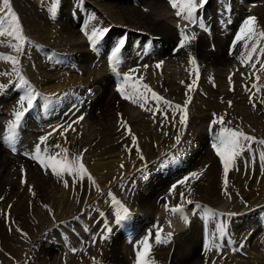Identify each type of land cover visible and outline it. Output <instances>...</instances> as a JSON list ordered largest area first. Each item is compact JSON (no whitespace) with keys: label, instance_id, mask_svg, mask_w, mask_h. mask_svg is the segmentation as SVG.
Returning <instances> with one entry per match:
<instances>
[{"label":"bare ground","instance_id":"6f19581e","mask_svg":"<svg viewBox=\"0 0 264 264\" xmlns=\"http://www.w3.org/2000/svg\"><path fill=\"white\" fill-rule=\"evenodd\" d=\"M10 2L22 24L23 35L30 41L18 57L19 68L40 93L34 107L14 131L37 136L38 142L52 133L44 144L39 143L42 151L46 148L48 154L60 153L58 159L62 158L64 154L55 147L59 144L70 154L82 153V162L95 185L86 176L75 182L67 174L58 179L51 168L45 170L31 158L35 151L32 153L30 146L24 147L28 143L21 144L22 153L15 156L18 148L14 147V137L7 138L4 131L0 135V264H15V260L16 264H126L128 256L133 255L135 260L141 241L149 234L151 264H212L213 261L264 264V242L260 240L264 233V161L260 159L264 145L253 142L251 148H246L248 154L254 151L246 166L242 157L236 159L228 174L229 195H225L223 165L213 144L210 147L206 139V134L211 138L215 135L212 140L215 143L220 132V125L210 126L215 113L224 115L225 127L243 130L257 141L264 140V104L260 102L264 100V72L259 71L261 63H256V69L250 67L257 60L264 62V54L259 52L264 39L258 35L264 31V0H207L195 13V23L176 20V10L168 0ZM224 14L229 15L233 25L221 21ZM249 16L257 17L256 34L252 40L236 41L233 48L237 28ZM200 23L207 29L205 34L198 33L200 36L187 49L172 50L171 43L177 48L179 41L172 25L178 31L184 28L186 34L196 35L197 29L189 28L197 24L198 29L205 30ZM92 28L108 29L95 49L82 32ZM121 38L126 40L124 52L113 70L110 53ZM9 43L15 41L0 37V54L15 56ZM253 43L257 44V52L252 61L242 64L241 53L246 59ZM145 46L154 52L147 56L142 50ZM189 51L196 58L200 82L190 93L186 128L174 124L172 109L162 103L157 105L150 93H146V107L161 109L155 112V117L153 111H145L139 104L123 99L117 91L124 83V76L137 69L125 91L131 92L133 85L142 90V85L148 84L172 104L183 105L187 98L185 85L196 78V69L189 63ZM158 63L160 68L156 67ZM5 72H12V64L0 59V73ZM141 76L143 80H138ZM16 80L14 75H0V85L6 86L0 91V115L3 120L7 117L10 124L25 91ZM110 80L119 95L112 91ZM253 83L260 88L259 92L251 87ZM252 93H256L255 109L249 103ZM228 101L232 102L231 107ZM76 109H80L79 113ZM81 115L83 121L72 124ZM122 119L136 136L143 160L137 155L131 136L121 126ZM175 120H179V113L175 114ZM69 124L76 130L69 129L61 135V126ZM177 134L181 136L180 144L176 143ZM186 150L190 157H180L179 153ZM197 171L202 175L194 180L191 174ZM156 174L163 180L153 179ZM185 177L189 179L180 184ZM64 180L68 181V187L64 186ZM149 180L159 181V190L150 186ZM189 188L192 194L187 197ZM181 192L217 215H206L194 205L185 204L184 215L189 221L185 224L179 214L167 210L180 204ZM113 197L130 210L123 221L118 222L117 214L113 213L115 208L119 211ZM98 212L107 223L98 217ZM229 213L236 215L229 218ZM140 214L155 220L148 222ZM203 221L208 223L209 230ZM221 223L227 225L226 240L218 231ZM154 225L160 227L154 230ZM71 226H78L82 236L77 242L71 241L65 250L63 245H57L55 234L58 230L69 231ZM31 230L35 235L26 252H6L10 245L24 250L21 237L16 235ZM158 230L162 239L171 232V242L156 244ZM204 230L207 243L203 240ZM133 234L135 237L131 239ZM121 236L129 247L124 246ZM205 243L211 250L205 252Z\"/></svg>","mask_w":264,"mask_h":264},{"label":"snow or ice","instance_id":"6c2138e0","mask_svg":"<svg viewBox=\"0 0 264 264\" xmlns=\"http://www.w3.org/2000/svg\"><path fill=\"white\" fill-rule=\"evenodd\" d=\"M169 4L172 6L173 9L176 10V16L178 18H181L183 20H186L190 23L196 22V16L195 13L198 9H201L204 7V5L207 3V0H168ZM256 24H257V17L255 16H249L244 21L243 24L239 30V32L236 35V39L233 41V48H235L236 41H240L242 39L247 38V40H252L254 38V35L256 34ZM202 29H205V26L203 23H200L199 25ZM207 30V29H205ZM83 34L87 37L88 42L90 46L95 49L97 44L104 38L105 34L108 32L107 28H92L90 31L87 29H82ZM259 37L264 39V31H261L258 33ZM180 36L181 40L177 46L176 49H174L175 52H179L181 49H187L192 41L196 39L195 34L188 35L186 34V30L184 28L180 29ZM0 37H10L12 40L15 41V43H9V47H11L16 55H3L0 54V59H3L7 62H10L12 64V72L8 73H0V75L4 76H15L17 78L16 83L18 86L24 88V95L20 97L18 103H19V109L15 113V118L13 123L11 124V128L13 131L19 126L22 118L25 116V114L31 110L34 107V102L36 99L40 96V93H38L29 83V81L22 75L19 64V55L23 52L24 45L27 43H30V41L27 40V38L23 35V28L22 24L20 23L19 17L17 13L13 10L10 0H2V3H0ZM126 43L125 38H121L116 45L113 47L110 53V63L113 65V70H115V66L120 63V54L121 50L124 48ZM245 49L248 48L247 42L244 44ZM257 52V44L253 43L251 45V50L247 52V57L245 59L244 53H241V63L242 64H248V62L252 61L253 54ZM259 52L264 54V47L259 49ZM189 56V63L196 69V78L193 79L191 84H186L185 87L187 89L186 100L183 105L180 104H172L171 101L164 99L162 96H160L158 93L153 91L148 84L142 85V90L139 88H136L135 85L132 86V91L127 92L125 91V86L128 84L129 81L133 79V73L137 72V69H131L128 74L124 76V83L121 84L120 87L117 88V91L120 92L123 99L130 101L131 103L139 104L141 108H143L145 111H153V116L155 117V112L160 111L161 109L157 106L155 109H152L150 107H146L148 103V96L146 93L151 94V100L155 101L157 105H160L161 103L166 106L167 108H171L174 114L173 117V123L178 124L182 128L187 127L188 122V106L192 101V96L190 93L194 90V86L196 85V81L199 78V71H198V65L196 58L192 56V53L188 52ZM256 63H261V67L259 71L264 72V62H261L257 60L255 63H251L250 67L253 69H256ZM157 68L161 67V64L156 65ZM138 80H143V77H139ZM256 80L259 81L260 77L257 76ZM232 78L229 77V83H231ZM11 82V81H10ZM183 84L184 82L181 81ZM6 86L0 85V91H2ZM253 89H256V92L260 91V88L257 86L256 83H253L251 86ZM250 91V89H249ZM256 93H252V95L249 96V103L252 105L253 109L256 108V103L253 101V96H255ZM262 104H264V100L260 101ZM229 107L232 106V102L228 101ZM179 113V120H175V114ZM84 116H79L75 121L72 122V124H79L81 121H83ZM165 120H167V116H165ZM121 126L127 130L128 135L131 136L132 144L136 145V153L139 156L141 160L144 159L143 154L141 153L140 148L137 145V138L135 135H132L131 129L128 128L127 122L123 119L120 121ZM228 123H231V121H228ZM72 124L67 125V127L61 126L63 129L61 131V135H63L65 132H67L69 129L72 131H75L76 129L72 127ZM216 125H220V132L217 135L216 142L212 145V147L215 149L216 155L220 158V162L223 165V175H224V194H228V174L229 171L232 170L233 166L236 163V159L241 155V152L245 150V148H251V144L253 142H257L259 144L264 145V140L257 141V138L251 135L246 134L243 130L237 129V128H229L225 127V119L224 115H217L213 113V119L210 122L211 127H215ZM163 127V125H161ZM55 131V130H54ZM167 135V132L164 133ZM52 135V133H48V135L43 136L40 138V143L44 144L48 136ZM176 143H181V136L177 134L176 136ZM57 149H60V152H62L64 155L62 158H59L60 153H57L56 155H51L47 153V149H43L44 155L42 156V149L40 144H38L35 148V155L31 156L33 160H36L42 168L47 170L48 168H51V172L53 175H55L58 179H63L64 175L67 174L69 176L73 177V181L78 179H83L85 176L88 178L89 181L93 185H95V180L92 178L90 173H88L84 163L82 162V153L81 154H70L69 150L67 148H62L59 144L55 145ZM127 151L131 152V148H127ZM86 151V150H85ZM262 161H264V155L260 157ZM124 166L121 165V168ZM264 174V173H262ZM202 173L199 172H193L191 174L192 178L199 179ZM188 177H185L184 180L180 181V184H185V181L188 180ZM64 186L68 187V181L64 180ZM175 185L173 186V190H175ZM31 191V189H29ZM96 190L99 192L100 188L99 186H96ZM192 194L191 189L189 188L187 192V197H190ZM35 195V193H33ZM111 195V193H109ZM229 198H231L229 196ZM113 203L118 205L119 211L117 213V221H123L130 215V210L125 207L123 204H121L119 201L115 200L113 197ZM194 205V208L196 210H203L206 215L211 214L212 217H215L217 214L212 213L210 209L195 203L192 199L186 198V194L184 192L180 193V204L173 206L171 208H168L167 210L170 211L173 214H179L180 218L184 220L185 224H188V217L184 215V205ZM167 208V206H166ZM49 211H51L49 209ZM196 211L193 212V215H196ZM223 215V214H219ZM233 215H236L235 213H229V218ZM226 223H221L219 226V234L220 236L226 235ZM16 231H20L19 228L16 229ZM110 231V229H108ZM23 235V233H21ZM172 233H167V236L165 238H161L160 231L158 230L155 235V243L156 244H168L171 242L172 239ZM151 234H149V237H145L143 241H141V244L143 245V249L141 251L137 252V264H151L150 259L148 258L150 256V248L151 245L149 243V238ZM218 247V246H217ZM243 247V245H241ZM211 250L210 245H205V252ZM73 252L76 251V249H72ZM212 264H216L215 261L212 262Z\"/></svg>","mask_w":264,"mask_h":264},{"label":"rangeland","instance_id":"374dc122","mask_svg":"<svg viewBox=\"0 0 264 264\" xmlns=\"http://www.w3.org/2000/svg\"><path fill=\"white\" fill-rule=\"evenodd\" d=\"M210 3V2H209ZM176 14V13H175ZM218 14H220V15H222L221 13H218ZM176 20H178V21H180V22H185V20H183V19H181V18H178V17H176ZM221 21H223V22H225V25H233L234 23H232V20L230 19V17H229V15L228 14H224L223 15V18H222V20ZM220 21V22H221ZM219 22V23H220ZM219 25V24H218ZM172 27H173V30H174V32H175V35H176V37L177 38H179V41H178V44H179V42H180V40H181V36H180V31H178L177 30V27H175L174 25H172ZM179 27H181L180 25H179ZM198 26H197V24L195 25V26H193V27H191V28H189L190 30L191 29H194V28H196L197 29V34H196V36L197 35H199L198 33H200L201 34V36H202V34H205L206 33V30H200V29H198L197 28ZM189 29H187V30H189ZM238 29V31L240 30L239 28H237ZM195 34V33H194ZM200 36V35H199ZM202 39V38H201ZM149 42H151L154 46H155V42H153V40L152 39H149L148 40ZM177 44V45H178ZM147 46H145L144 48H142V50L145 52V54L148 56V55H150V54H152L154 51H152L150 48L149 49H147L146 48ZM170 47H172V50H174V49H176V47L175 48H173V44L171 43V45H170ZM123 52H124V48L121 50V54H120V57L123 55ZM98 66V65H97ZM99 66H101V65H99ZM105 68V67H104ZM105 75H106V72H105ZM106 78L107 79H109V76H107L106 75ZM199 82H200V80L198 79L197 80V82H196V85L194 86V90L196 89V88H198V85H199ZM109 84L111 85V89H112V91L114 92V93H116L117 95H119L115 90H114V88H113V85H112V82H111V80H110V82H109ZM6 100H7V98H6ZM76 100H79L78 98H76ZM5 103H6V101H5ZM85 104V103H84ZM83 104V105H84ZM79 110L80 109H76V111L75 112H78L79 113ZM31 114H33L32 112H31ZM2 117H3V115H0V129L2 130H0V135H3V133H4V131H5V136L8 138V136H10V138L12 139L13 137V139H12V141L14 142V147L17 149V154H15V156H20L19 154H21L22 153V151H21V148L20 147H22L21 146V144L22 145H24V144H26V143H28L26 146H24V147H26V148H28L29 146H30V148H31V150H32V153L35 151V148H36V146L40 143V142H38V137L37 136H34V135H32V134H18L17 132H15V131H12V128H11V124L10 123H7L6 122V119H7V117L3 120L2 119ZM7 124V125H6ZM7 126V127H6ZM11 131L13 132V134H11ZM8 133V134H7ZM12 135V136H11ZM15 135V136H14ZM21 135V136H20ZM22 135H24V136H22ZM212 135V134H211ZM23 137V138H22ZM25 137H26V139H25ZM16 138V139H15ZM32 138H33V140H32ZM213 138H215V135H213L212 136V138H211V136H209V135H207L206 134V139H207V142H208V144L210 145V147H211V145L212 144H214V142L212 141L213 140ZM37 139V140H36ZM19 140V141H18ZM35 140V141H34ZM28 141V142H27ZM40 141V140H39ZM18 142V143H17ZM30 142H33V143H30ZM36 143V144H35ZM20 144V145H19ZM16 145H17V147H16ZM36 145V146H35ZM32 147H34V148H32ZM195 147V146H194ZM195 148H197V147H195ZM19 150V151H18ZM249 149H246L245 148V150H243L242 152H241V155H240V157H242L243 158V164H245V166H246V163L248 162V160L252 157V156H254V151H252L251 150V153L250 154H248L247 153V151H248ZM18 152H19V154H18ZM21 152V153H20ZM32 153H29V154H32ZM42 155H43V151H42V153H41ZM190 152L188 151V150H186V151H182L181 153H179V155H180V157H184V158H186V157H190ZM252 154V155H251ZM249 156V157H248ZM248 158V159H247ZM245 166H244V168H245ZM198 172V171H197ZM153 177V179H156L157 177H159L157 174L155 175V176H152ZM158 180H163V178L160 176L159 178H158ZM194 180H197V179H194ZM149 185L150 186H152V187H154L155 188V190H159V188L161 187V184L159 183V181H152V180H149ZM4 204H6L5 202H4ZM113 213L114 214H117L118 213V209H116L115 208V210L113 211ZM97 215H98V217L104 222V223H107V219L106 218H104V216H103V214L101 213V212H98L97 213ZM140 215H142L145 219H147L148 220V222H150V220H155L154 218H152V219H149V218H146L145 217V215H143V214H140ZM171 220H173V219H171ZM149 226H150V229H151V225L149 224ZM158 226V225H157ZM156 226V229H158L159 227H157ZM115 227H116V224H115ZM70 228H71V230H70ZM74 228V229H73ZM155 228V225H154V227H153V229ZM202 228H203V226H202ZM205 228V227H204ZM77 229H78V231H77ZM150 229H149V231H150ZM207 229V228H206ZM68 230L69 231H67V230H65V231H63L62 232V230H58V231H60L61 233L60 234H62L63 236H64V240H66V241H68V239H70V241H68V247H69V245H71V241H78L80 238H81V234H82V232H81V230L79 229V227L78 226H76V227H69L68 228ZM73 230H75V231H73ZM128 233V231L127 230H123V233ZM148 231V233H150ZM35 231L34 230H31V232L30 231H25L24 233L26 234H24L23 233V235H21V236H19V234L20 233H18L17 235H16V238H20L21 237V240L22 241H24V242H22V241H20L21 243H24L23 244V247H24V250H21V251H19V250H16V247L18 248V246H15V245H10V246H8V247H6V252L7 253H12V254H19V253H22V252H26V249L29 247V244H30V242H31V239L34 237V235H35V233H34ZM71 232V233H70ZM73 232V233H72ZM116 232L119 234V235H121L120 234V232L116 229ZM70 234V235H67V234ZM76 233V234H75ZM79 233V234H78ZM67 235V237H66V235ZM73 234V235H72ZM28 235V236H27ZM56 235V237L58 236V233H56L55 234ZM71 235H72V237H71ZM80 235V236H79ZM17 236H19V237H17ZM31 238H30V237ZM69 236V237H68ZM73 236H75V237H73ZM225 236V235H224ZM223 236V237H224ZM121 238H122V240H123V244H124V246H128L129 247V245L125 242V240H124V238L121 236ZM210 239V238H209ZM224 239H225V237H224ZM20 240V239H19ZM226 240V239H225ZM15 241H18V240H15ZM206 243H207V238H206V241H205ZM205 243V244H206ZM61 244V246L63 245V246H65V244H64V242H59V241H57V245H60ZM13 249H12V248ZM143 249V245L142 244H140V246H139V249H138V251H141ZM136 259H137V257L135 258V260H134V256L132 255V256H128L127 257V263L126 264H134L135 263V261H136ZM132 262V263H131ZM15 264H16V260H15Z\"/></svg>","mask_w":264,"mask_h":264}]
</instances>
